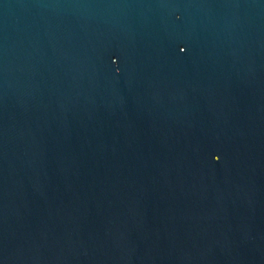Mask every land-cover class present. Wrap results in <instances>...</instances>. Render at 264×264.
Wrapping results in <instances>:
<instances>
[{"label": "water", "instance_id": "obj_1", "mask_svg": "<svg viewBox=\"0 0 264 264\" xmlns=\"http://www.w3.org/2000/svg\"><path fill=\"white\" fill-rule=\"evenodd\" d=\"M0 264H264V0H0Z\"/></svg>", "mask_w": 264, "mask_h": 264}]
</instances>
